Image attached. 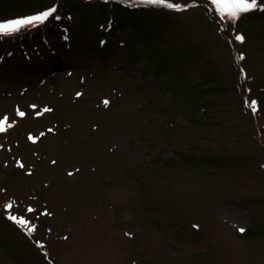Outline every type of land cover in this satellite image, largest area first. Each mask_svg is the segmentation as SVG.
<instances>
[{"label":"rangeland","instance_id":"rangeland-1","mask_svg":"<svg viewBox=\"0 0 264 264\" xmlns=\"http://www.w3.org/2000/svg\"><path fill=\"white\" fill-rule=\"evenodd\" d=\"M62 1L0 0L65 41L0 37V264H264V10Z\"/></svg>","mask_w":264,"mask_h":264},{"label":"snow or ice","instance_id":"snow-or-ice-1","mask_svg":"<svg viewBox=\"0 0 264 264\" xmlns=\"http://www.w3.org/2000/svg\"><path fill=\"white\" fill-rule=\"evenodd\" d=\"M145 2L149 4H162L171 9L181 10V5L175 3H168L167 0H145ZM212 4L215 6L216 11L219 13L221 18H227L233 23H235V21L238 20L242 14H247L250 11L257 10L258 8L260 10H264V6L258 5V0H212ZM56 11L57 9L55 7H52L38 14L0 21V37L11 36L29 26L35 27L39 24H43L50 17L54 16ZM55 18L59 19L58 16H56ZM235 39L242 42L244 41L245 37L243 35H236ZM243 58V56L240 57V59ZM77 95H79V93H77ZM104 103L105 105H107L108 101L105 100ZM256 104V101H251L249 104V106L253 109L254 112L256 111ZM44 111L47 112L50 111V109L45 108ZM18 115L22 117L25 115V113L18 112ZM10 127H12V124L8 122L7 117L0 119V132H4L6 131V128ZM49 131H51V129H49ZM40 135L42 136L43 133H41ZM29 139L35 142L36 138L30 135ZM20 166L23 167V164H21ZM5 207L10 209L12 208V204L9 203ZM28 211L32 212L34 211V209L29 208ZM8 219L24 227L29 233L36 231V225L31 224L24 217H17L15 215L10 214L8 216ZM239 231L243 233L245 229L240 228Z\"/></svg>","mask_w":264,"mask_h":264},{"label":"trees","instance_id":"trees-1","mask_svg":"<svg viewBox=\"0 0 264 264\" xmlns=\"http://www.w3.org/2000/svg\"><path fill=\"white\" fill-rule=\"evenodd\" d=\"M63 2V6L61 7V15H64V14H68V13H70V11H72V9H78L81 5H86V7L85 8H89V7H91V6H94L93 4H94V2H92L91 0H65V2L64 1H62ZM113 4H114V6L115 7H122V9L124 8V6L120 3V2H118V1H113ZM121 4V5H120ZM120 5V6H119ZM105 8V7H104ZM104 8H101V9H104ZM69 9H70V11H69ZM127 9H129V8H126V10ZM129 10H131V9H129ZM109 16H111V15H109ZM112 18H114L115 16H111ZM63 18H61V17H59V19H58V21H54V23H52L51 25H54V24H56L58 27H63L64 25L62 24V22H61V20H62ZM45 23H43V25H44ZM51 25H48V26H46V27H43V28H41L42 29V31H44V32H46V34H47V36H46V34H43V33H41L40 31H38V32H36L35 34L34 33H32V32H34L33 31V29H32V27L31 26H29V27H27V28H25V29H29L28 30V32H29V34L28 35H26V36H24L23 34H20L21 35V37H20V39H21V42H23V43H27L26 45H22L24 48H27L28 49V46H31V44L32 43H35V42H38V43H44V46L45 47H47V48H54L55 46H56V44L57 45H62L63 43H62V40H61V42H57V43H52V42H50V37H51V35L53 36V37H57V35H56V31L54 30V29H50V27H52ZM56 26V27H57ZM41 27V26H40ZM16 34V33H15ZM15 34H13V35H15ZM48 34H50V35H48ZM65 35V34H64ZM12 36V35H11ZM16 36V35H15ZM62 37H61V35H60V39H61ZM59 39V40H60ZM63 39V38H62ZM63 42L65 43V41L63 40ZM1 43V42H0ZM34 46H36V44H34ZM27 51V50H26ZM28 51H30V50H28ZM27 51V52H28ZM32 51V50H31ZM14 53H15V51H14ZM14 53H11L10 55L8 54V56L10 57H8V58H6L7 60H10L11 62H13V64L15 65V67L17 68V69H19V68H21L22 67V65H23V63H25L26 64V62H31L30 60H31V55L30 54H34V52H31V53H23L22 54V56H21V54H17L18 52H16V55L13 57V56H11V55H13ZM19 60V61H18Z\"/></svg>","mask_w":264,"mask_h":264}]
</instances>
